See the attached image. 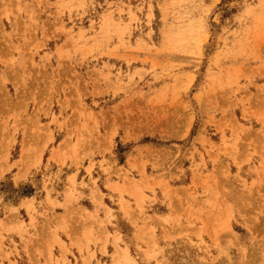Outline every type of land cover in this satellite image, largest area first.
<instances>
[{"label":"rangeland","instance_id":"rangeland-1","mask_svg":"<svg viewBox=\"0 0 264 264\" xmlns=\"http://www.w3.org/2000/svg\"><path fill=\"white\" fill-rule=\"evenodd\" d=\"M0 264H264V0H0Z\"/></svg>","mask_w":264,"mask_h":264},{"label":"bare ground","instance_id":"bare-ground-1","mask_svg":"<svg viewBox=\"0 0 264 264\" xmlns=\"http://www.w3.org/2000/svg\"><path fill=\"white\" fill-rule=\"evenodd\" d=\"M62 70V69H61ZM226 221V220H225ZM223 222V221H222Z\"/></svg>","mask_w":264,"mask_h":264},{"label":"crops","instance_id":"crops-1","mask_svg":"<svg viewBox=\"0 0 264 264\" xmlns=\"http://www.w3.org/2000/svg\"><path fill=\"white\" fill-rule=\"evenodd\" d=\"M68 257V256H67ZM72 261V260H71Z\"/></svg>","mask_w":264,"mask_h":264}]
</instances>
